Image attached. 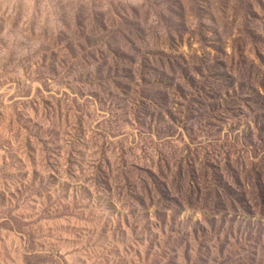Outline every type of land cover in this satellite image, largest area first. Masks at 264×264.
Wrapping results in <instances>:
<instances>
[{
    "label": "rangeland",
    "instance_id": "obj_1",
    "mask_svg": "<svg viewBox=\"0 0 264 264\" xmlns=\"http://www.w3.org/2000/svg\"><path fill=\"white\" fill-rule=\"evenodd\" d=\"M0 264H264V0H0Z\"/></svg>",
    "mask_w": 264,
    "mask_h": 264
}]
</instances>
